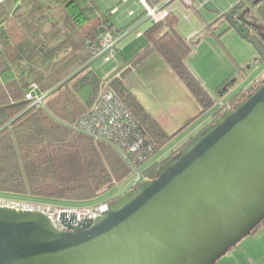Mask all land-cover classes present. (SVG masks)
Listing matches in <instances>:
<instances>
[{
  "label": "trees",
  "instance_id": "obj_1",
  "mask_svg": "<svg viewBox=\"0 0 264 264\" xmlns=\"http://www.w3.org/2000/svg\"><path fill=\"white\" fill-rule=\"evenodd\" d=\"M111 10L104 11L97 0L0 3V196L74 207L101 202V195L120 189L117 184L128 178L131 182L132 171L117 150L78 128L106 87L160 152L171 143L174 135L126 85L130 67H119L103 79L93 66L100 39L109 32L121 34L108 16ZM178 21L174 12L153 21L146 31V53H158L193 94L201 112H207L216 100L189 65L193 44L179 31ZM224 24L226 31L237 30L264 51V0H240L204 30L218 36L216 30ZM253 91L235 96V104ZM32 92L47 93L45 103L27 98ZM193 137L162 159L148 161L145 169L148 162L144 164L145 176L156 178L158 169ZM130 182L128 190L134 187Z\"/></svg>",
  "mask_w": 264,
  "mask_h": 264
},
{
  "label": "water",
  "instance_id": "obj_2",
  "mask_svg": "<svg viewBox=\"0 0 264 264\" xmlns=\"http://www.w3.org/2000/svg\"><path fill=\"white\" fill-rule=\"evenodd\" d=\"M70 219L62 230L43 212L0 206V264H216L264 223V82L156 178L94 220Z\"/></svg>",
  "mask_w": 264,
  "mask_h": 264
},
{
  "label": "rangeland",
  "instance_id": "obj_3",
  "mask_svg": "<svg viewBox=\"0 0 264 264\" xmlns=\"http://www.w3.org/2000/svg\"><path fill=\"white\" fill-rule=\"evenodd\" d=\"M164 1L166 0H151L150 4L154 6L156 2ZM111 2H116L115 9L111 10L108 16L120 29V35L126 34L133 28L136 29L121 39L110 61L99 58L93 62V66L103 79L119 67V71L130 67L125 77L126 85L134 91L157 120H163L167 132L174 135L163 152L173 147L181 137L189 133L195 136L205 126H202L204 121L210 122L215 115L224 112L220 110L223 104L230 102V107H233L237 101L235 96L240 93L248 94L259 85L254 84L249 87L264 71V58H259L260 53L255 44L235 29L226 31L228 27L226 24L217 28L216 34L219 37L204 30L190 41L193 44V53L188 61L191 69L216 100L213 108L201 112V106L193 94L173 73L164 59L156 52L146 53V47L150 42L146 31L153 25V21L147 19L144 5L139 0L123 2L111 0ZM98 3L104 11L109 10L108 1L105 3L103 0H98ZM182 3L181 0L173 2L174 5ZM191 8L188 13L194 18L190 14L193 11ZM131 11L135 13L134 16L130 15ZM174 13L179 20L178 29L183 22H187L188 25L192 23L182 11L176 10ZM138 32H142L143 35L138 36ZM186 39L189 41L188 38ZM228 82L232 85L224 91L223 85ZM148 164L149 162L143 169ZM130 179L128 178L121 185L117 184L120 189L116 192L112 188L101 195L99 201L113 198L118 192L125 193Z\"/></svg>",
  "mask_w": 264,
  "mask_h": 264
},
{
  "label": "built area",
  "instance_id": "obj_4",
  "mask_svg": "<svg viewBox=\"0 0 264 264\" xmlns=\"http://www.w3.org/2000/svg\"><path fill=\"white\" fill-rule=\"evenodd\" d=\"M128 0H119V2ZM144 5V12L147 13V19L154 22L164 20L170 13L176 10L182 11L186 18L189 17V8L193 6V0H181V5H174L175 0H166L163 3H157L153 6L151 0H139ZM134 16L133 11L130 12ZM136 28H133L135 30ZM132 30V29H131ZM127 33V32H126ZM197 33V32H196ZM195 33V34H196ZM194 34V35H195ZM143 35L138 32V36ZM125 34L115 36L112 33H106L99 42V48L95 53V59L102 58L110 61L118 43ZM264 82V71L262 75L254 80L250 85L261 84ZM27 98H33L35 103L43 105L47 98V93L37 94L35 92L27 94ZM230 102L223 104L220 110L224 112L231 109ZM208 123L204 121L202 126ZM78 128L88 133L97 141H102L113 146L121 155L132 171L131 186L137 185L142 179L147 178L141 167L155 157H163L175 152L182 145L173 146L166 152H160L157 145L139 128V124L132 114L126 109L123 102L116 97L110 90L105 88L101 93L95 107L90 114L80 118ZM160 152V154H159ZM109 201H101L91 205L83 206H56L52 203L14 199L0 196V206L13 207L18 210L40 211L46 214L58 229L65 230L67 227L62 221V214L75 215V220L70 219L73 224L86 220H94L108 209ZM71 217V216H70Z\"/></svg>",
  "mask_w": 264,
  "mask_h": 264
},
{
  "label": "crops",
  "instance_id": "obj_5",
  "mask_svg": "<svg viewBox=\"0 0 264 264\" xmlns=\"http://www.w3.org/2000/svg\"><path fill=\"white\" fill-rule=\"evenodd\" d=\"M3 1L4 0H0V3ZM107 1L109 2V5H107L108 9L114 10L116 2L113 3L111 0H103L105 3ZM238 1L240 0H193V6L191 8L193 11L190 12V14H192L194 18H191L189 15V19L192 23L189 25L187 22L181 23L179 31L185 38L192 41L196 35L204 31L206 23H211L216 20L222 12L230 9ZM132 31L133 30H128L124 37L129 35ZM121 39H123V37ZM159 122L165 129L163 120L161 119ZM190 136H192V133L181 137L174 146L184 144ZM231 250L230 253L223 256L216 264H264V223Z\"/></svg>",
  "mask_w": 264,
  "mask_h": 264
},
{
  "label": "flooded vegetation",
  "instance_id": "obj_6",
  "mask_svg": "<svg viewBox=\"0 0 264 264\" xmlns=\"http://www.w3.org/2000/svg\"><path fill=\"white\" fill-rule=\"evenodd\" d=\"M231 85H232V83H230V84H229V82L228 83H225L223 85V88L226 86V91H227L230 88Z\"/></svg>",
  "mask_w": 264,
  "mask_h": 264
}]
</instances>
